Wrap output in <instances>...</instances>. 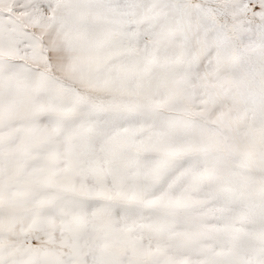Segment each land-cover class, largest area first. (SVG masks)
<instances>
[{
  "label": "snow or ice",
  "instance_id": "snow-or-ice-1",
  "mask_svg": "<svg viewBox=\"0 0 264 264\" xmlns=\"http://www.w3.org/2000/svg\"><path fill=\"white\" fill-rule=\"evenodd\" d=\"M0 264H264V0H0Z\"/></svg>",
  "mask_w": 264,
  "mask_h": 264
}]
</instances>
